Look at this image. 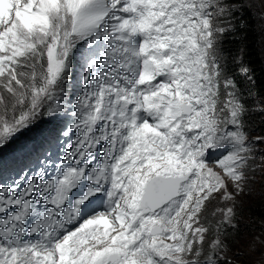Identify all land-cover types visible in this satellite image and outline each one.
I'll return each mask as SVG.
<instances>
[{"label": "snow or ice", "instance_id": "snow-or-ice-1", "mask_svg": "<svg viewBox=\"0 0 264 264\" xmlns=\"http://www.w3.org/2000/svg\"><path fill=\"white\" fill-rule=\"evenodd\" d=\"M249 33L264 0H0V264H242Z\"/></svg>", "mask_w": 264, "mask_h": 264}, {"label": "rangeland", "instance_id": "rangeland-1", "mask_svg": "<svg viewBox=\"0 0 264 264\" xmlns=\"http://www.w3.org/2000/svg\"><path fill=\"white\" fill-rule=\"evenodd\" d=\"M261 118L262 115L260 113H256L251 117L253 124L256 125V130L252 135L264 134V123H260ZM246 192L247 194L241 195L237 198L241 202L243 209L240 213V225L242 229L241 236L236 237L237 239L233 251L238 248L245 252L244 255L238 257V262H242V264H260L262 256H264V231H246L249 227L257 226V223L253 224L254 216H248L246 207L261 206L260 209L264 212V174L258 172L251 184L250 191L246 190ZM259 229H264V223L260 224ZM254 238L256 239L255 251L251 254H247L249 245Z\"/></svg>", "mask_w": 264, "mask_h": 264}, {"label": "trees", "instance_id": "trees-1", "mask_svg": "<svg viewBox=\"0 0 264 264\" xmlns=\"http://www.w3.org/2000/svg\"><path fill=\"white\" fill-rule=\"evenodd\" d=\"M259 37L256 34L249 33L247 44H248V55L246 56L247 61L249 62L251 68L254 70V75L256 77V91L261 95H264V59L263 54L260 50V45L258 43ZM231 50L235 52L239 48V43L229 45ZM261 206H247L248 216H254L253 224L257 223L256 227H249L246 231H264V229H259L260 224L264 223V212L260 209ZM249 221V219H248ZM241 225L240 231L237 237L241 236ZM237 239V238H236Z\"/></svg>", "mask_w": 264, "mask_h": 264}]
</instances>
